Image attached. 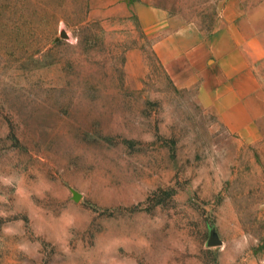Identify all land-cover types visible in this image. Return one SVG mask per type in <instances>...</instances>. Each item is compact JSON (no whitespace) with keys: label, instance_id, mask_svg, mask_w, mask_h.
I'll return each instance as SVG.
<instances>
[{"label":"rangeland","instance_id":"1","mask_svg":"<svg viewBox=\"0 0 264 264\" xmlns=\"http://www.w3.org/2000/svg\"><path fill=\"white\" fill-rule=\"evenodd\" d=\"M99 1L0 0V264H264V147Z\"/></svg>","mask_w":264,"mask_h":264},{"label":"crops","instance_id":"2","mask_svg":"<svg viewBox=\"0 0 264 264\" xmlns=\"http://www.w3.org/2000/svg\"><path fill=\"white\" fill-rule=\"evenodd\" d=\"M99 4L104 18L133 17L167 70L199 81L209 111L241 141L264 147V12L247 10L243 0Z\"/></svg>","mask_w":264,"mask_h":264},{"label":"water","instance_id":"3","mask_svg":"<svg viewBox=\"0 0 264 264\" xmlns=\"http://www.w3.org/2000/svg\"><path fill=\"white\" fill-rule=\"evenodd\" d=\"M219 243L220 241L216 237H214L212 233H210L208 240H207V245H217Z\"/></svg>","mask_w":264,"mask_h":264}]
</instances>
